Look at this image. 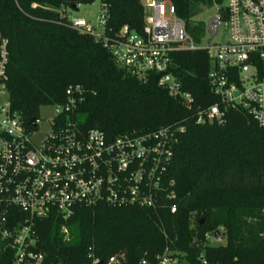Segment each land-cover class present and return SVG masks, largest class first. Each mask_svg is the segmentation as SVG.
<instances>
[{
    "label": "trees",
    "instance_id": "trees-1",
    "mask_svg": "<svg viewBox=\"0 0 264 264\" xmlns=\"http://www.w3.org/2000/svg\"><path fill=\"white\" fill-rule=\"evenodd\" d=\"M94 1L107 12L106 36L114 38L124 27L143 33L141 0H0V30L9 40L11 109L27 125L42 107L62 104L66 89L79 84L86 97L80 119L111 139L183 127L168 169L178 209L170 212L172 202L155 210L78 206L66 221L51 215L37 222L36 249L47 264H93L94 259L107 264L120 254L124 264H157L166 252L178 264H264V126L240 106L230 107L222 124H197L198 109L218 102L205 51L171 54L170 73L194 99L189 108L158 86L160 75L142 82L116 64L101 39L73 28L70 15L54 10L77 11ZM165 1L197 45L207 27L197 17L204 8L225 3ZM257 68L264 76L263 63ZM216 231L225 243L211 246L208 236L214 239ZM10 244L0 232V264H11Z\"/></svg>",
    "mask_w": 264,
    "mask_h": 264
},
{
    "label": "built area",
    "instance_id": "built-area-1",
    "mask_svg": "<svg viewBox=\"0 0 264 264\" xmlns=\"http://www.w3.org/2000/svg\"><path fill=\"white\" fill-rule=\"evenodd\" d=\"M142 7V34L124 27L114 38L106 36L108 15L104 9L98 17L101 32L85 19L70 17V22L73 28L101 39L116 64L142 82L160 75L158 86L189 108L194 99L170 73L171 54L205 51L212 64L208 73L211 92L218 102L198 109L197 124H222L226 111L240 106L264 126V76L257 68L260 63L264 66V0H225L219 16L209 21L208 30L214 38L219 27L225 26L228 41L205 47L194 43L169 1L148 0ZM147 9L152 10V16H146ZM8 65L9 40L0 30V96L6 98L0 105V232L10 239L14 252L11 264H47L45 255L36 249L37 222L51 215L66 221L78 206L155 210L176 200L168 169L183 127L133 131L111 139L98 129L85 127L79 117L85 90L75 84L66 89L62 104L50 106L53 117L46 132L35 139L42 120L39 116L26 125L11 109ZM170 204V212L177 213L176 203ZM63 231L67 233L65 228ZM177 262L167 252L157 257V264ZM124 263L122 254L107 262ZM93 264L103 261L94 259Z\"/></svg>",
    "mask_w": 264,
    "mask_h": 264
},
{
    "label": "rangeland",
    "instance_id": "rangeland-1",
    "mask_svg": "<svg viewBox=\"0 0 264 264\" xmlns=\"http://www.w3.org/2000/svg\"><path fill=\"white\" fill-rule=\"evenodd\" d=\"M142 2H147L148 0H141ZM56 11H59L61 14H68L70 15L71 19L75 18H82L85 19L87 22H89L93 27L96 28L98 32H101V28L99 27L98 24V17L101 15L102 12V5L100 1H94L88 5H80L78 7V10H69L65 8H56L54 9ZM166 10L169 12V7L166 6ZM168 14V13H167ZM220 14V6L216 5L211 8H204L203 12L197 17L198 21H202L206 24V33L205 36L202 40L201 46L205 47L209 43H217L221 45H225L226 42L228 41V29L225 26H220L218 29V33L214 38H211V35L208 30V24L209 21L216 17L219 16ZM152 16V10L147 9L146 10V16ZM6 101L5 97L0 96V105L3 104V102ZM54 109L53 107L50 106H45L42 107L40 110V118L42 120V125L40 127V134L36 136L35 139H38L39 137L42 136L47 130V122L53 117ZM225 243V239H222L220 241H215V239H209V244L211 246H216V245H222Z\"/></svg>",
    "mask_w": 264,
    "mask_h": 264
},
{
    "label": "water",
    "instance_id": "water-1",
    "mask_svg": "<svg viewBox=\"0 0 264 264\" xmlns=\"http://www.w3.org/2000/svg\"><path fill=\"white\" fill-rule=\"evenodd\" d=\"M74 10H76V7L74 8ZM31 123H33V121H31ZM214 239L215 241H220L222 239V235H221V232L220 231H216L214 233Z\"/></svg>",
    "mask_w": 264,
    "mask_h": 264
},
{
    "label": "crops",
    "instance_id": "crops-1",
    "mask_svg": "<svg viewBox=\"0 0 264 264\" xmlns=\"http://www.w3.org/2000/svg\"><path fill=\"white\" fill-rule=\"evenodd\" d=\"M75 19H82V18H75Z\"/></svg>",
    "mask_w": 264,
    "mask_h": 264
}]
</instances>
